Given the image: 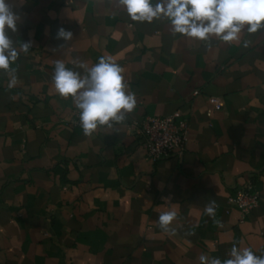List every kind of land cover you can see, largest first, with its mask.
<instances>
[{
	"label": "crops",
	"instance_id": "obj_1",
	"mask_svg": "<svg viewBox=\"0 0 264 264\" xmlns=\"http://www.w3.org/2000/svg\"><path fill=\"white\" fill-rule=\"evenodd\" d=\"M7 3L18 57L14 86L0 69V264H224L234 244L264 257V29L199 40L166 17L133 20L120 0ZM101 57L122 67L136 106L85 135L55 65L83 77ZM174 112L189 122L185 151L154 162L132 124ZM248 179L261 202L243 216L229 198Z\"/></svg>",
	"mask_w": 264,
	"mask_h": 264
},
{
	"label": "clouds",
	"instance_id": "obj_2",
	"mask_svg": "<svg viewBox=\"0 0 264 264\" xmlns=\"http://www.w3.org/2000/svg\"><path fill=\"white\" fill-rule=\"evenodd\" d=\"M128 15L136 21L152 22L154 18L166 17L174 33L191 38L207 40L217 36L222 41L238 40L239 33L245 29L249 33L264 29V0H120ZM17 15L7 0H0V69L7 71L9 87L16 84L14 70L10 64L18 57L17 49L8 35V30L17 28ZM72 33L61 29L58 38L70 40ZM247 46V44H245ZM30 43L24 42L23 51L27 52ZM85 68L86 75L57 61L53 76L54 88L62 97L71 96L79 110V119L85 135H91L98 126L110 125L112 121H122L125 113L136 106L134 94L127 91V83L120 65L111 57H101L91 68ZM216 202L211 201L205 212L214 216ZM176 213H161L159 227L169 230ZM230 259L224 264H264V257L256 256L251 249H238L234 244ZM200 264H222L218 258L201 255Z\"/></svg>",
	"mask_w": 264,
	"mask_h": 264
},
{
	"label": "built area",
	"instance_id": "obj_3",
	"mask_svg": "<svg viewBox=\"0 0 264 264\" xmlns=\"http://www.w3.org/2000/svg\"><path fill=\"white\" fill-rule=\"evenodd\" d=\"M216 109L221 104L216 97L210 98ZM71 123L81 126L79 112L76 111ZM131 132L142 141L147 157L156 162L181 156L185 151L189 134V122L180 113L174 112L167 116H146L140 122L132 124ZM261 195L251 179L239 186L230 196L229 203L237 208L243 216L257 208Z\"/></svg>",
	"mask_w": 264,
	"mask_h": 264
}]
</instances>
